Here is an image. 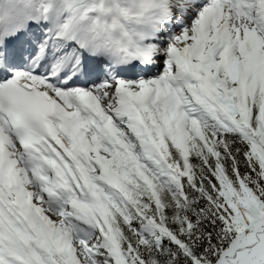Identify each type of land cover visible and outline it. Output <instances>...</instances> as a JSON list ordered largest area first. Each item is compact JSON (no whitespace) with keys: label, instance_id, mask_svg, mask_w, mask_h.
<instances>
[{"label":"snow or ice","instance_id":"1","mask_svg":"<svg viewBox=\"0 0 264 264\" xmlns=\"http://www.w3.org/2000/svg\"><path fill=\"white\" fill-rule=\"evenodd\" d=\"M0 264H264V0H0Z\"/></svg>","mask_w":264,"mask_h":264}]
</instances>
